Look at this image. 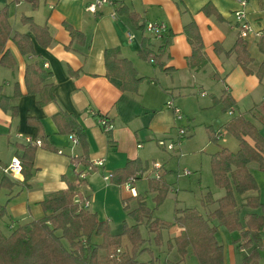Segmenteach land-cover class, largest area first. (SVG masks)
I'll return each instance as SVG.
<instances>
[{"label": "crops", "instance_id": "crops-1", "mask_svg": "<svg viewBox=\"0 0 264 264\" xmlns=\"http://www.w3.org/2000/svg\"><path fill=\"white\" fill-rule=\"evenodd\" d=\"M93 1L37 0V7L33 8L25 0H0V11L7 7L11 29L0 53V94L7 98V102L3 100L0 105V181L4 178L12 185L0 189V206L6 209L0 220V233L4 236L42 218L41 201L48 194L66 190L68 183L83 181L76 188L75 203L108 223V218L102 219V214H107L108 200L121 198L129 213L137 208L138 196L146 201V196L156 195L148 189L139 192L134 184L153 177L161 181L166 174L157 161L159 140L171 139L175 145H180L184 139L177 137L179 123L173 110L166 107L169 101L180 109L181 121H186L181 127L189 137L195 134L197 120L207 131L214 132L216 143L208 141L205 145L209 148L210 160L222 148L232 153L238 151V140L225 129L234 117L249 121L264 138V77L260 80L256 74L264 58L257 47L264 30V0H246L244 7L238 0H112L113 4H103L92 13L86 7ZM122 7L137 15V24L117 11ZM237 12L243 13L241 19L237 18ZM24 18L49 29L52 41L48 47L38 44ZM147 23L163 24L167 30L161 36H152L138 29V25ZM191 23L196 25L200 35L205 63L191 62L192 46L184 32ZM66 26L81 32L85 43L80 45L72 39ZM243 26L249 29L245 38L240 35ZM14 34H26L33 52L22 54L11 40ZM143 38L147 39L146 47L150 52L144 58L140 55ZM240 39L246 43L245 51L241 46L236 47ZM107 49H117L119 58L129 61L136 75L145 79L138 84L136 93L122 90L118 79L107 77L104 62ZM159 55L157 61L155 57ZM34 65L49 75L38 84L42 93L28 92L30 85L35 88L37 80L31 77L27 83L26 69ZM50 94L52 100L40 103ZM5 105L8 109L3 108ZM221 112L229 117L225 122L219 121ZM58 113L74 117L86 134V147L79 143L76 133L69 130L65 119H54ZM104 116L113 126L110 139L98 123ZM71 135L77 139V144L72 143ZM244 138L253 145L250 137ZM26 139H38L41 145H35L32 170L25 180L21 172L12 176L4 170L12 159L21 162L22 147L31 145ZM97 160H102V165L95 166ZM135 160L146 167V171L136 175L135 195H132L127 187L131 177L116 185L110 181V176L124 168L127 161ZM156 164L159 167H155ZM248 170L258 189L235 195L242 222L249 214H262L260 208L246 206L247 197H258L259 203L264 204V173L255 162L248 164ZM219 189L217 195L206 190L200 201L208 192L213 200L223 197L225 191ZM202 205L203 213L191 207L180 209H195L209 218L217 208L216 204ZM209 220L217 229V242L223 247V264H240L256 245L260 246L258 264H264V226L259 231L260 241L246 247L248 239L241 236V231L226 232L216 219ZM183 231L184 228L178 226L161 227V237L154 249L175 251L177 261L166 257L167 262L199 264L190 247L184 257L177 252L173 238ZM125 238H122L123 244ZM101 241V237L92 238L94 244ZM144 242L146 246L147 240ZM152 244L151 240L147 243L148 247ZM148 247L142 249L149 250ZM157 260L152 257L149 262L160 264Z\"/></svg>", "mask_w": 264, "mask_h": 264}, {"label": "trees", "instance_id": "trees-1", "mask_svg": "<svg viewBox=\"0 0 264 264\" xmlns=\"http://www.w3.org/2000/svg\"><path fill=\"white\" fill-rule=\"evenodd\" d=\"M25 1L29 2L33 8L38 5L37 0ZM117 11L125 13L131 21L137 24L138 17L135 13L128 12L123 7L118 8ZM24 22L30 24V29L42 48L50 45L52 38L46 26H37L30 18H24ZM66 27L72 39L80 45L85 43V36L81 32ZM144 28L145 25H138V29L143 31ZM184 32L192 46L191 62L198 60V62L205 63L202 54V41L196 25L194 23L187 25ZM10 34L8 11L7 7H4L0 11V53H2L3 46ZM11 40L17 45L22 54L33 52L32 42L26 34H14ZM142 42L144 45L140 55L144 58L145 54L148 55L150 52L146 47L147 39L143 38ZM237 46H241L243 51L246 50V43L241 39L237 41ZM257 47L259 52L264 55V30L261 33ZM163 50V48L160 50V55ZM6 54L3 56L4 58L7 56ZM160 55L158 58L155 57L157 61ZM104 62L107 77L118 79L121 83L120 87L124 91L136 93L138 84L145 80L136 75L129 61L119 58L117 49L105 50ZM256 74L260 80L263 79L264 58ZM48 76L37 66H28L26 69V82L29 83L31 77L37 80V82H34L35 88L32 89L33 85H30L28 92L42 93L38 84L43 83ZM150 81L153 82V80ZM52 99L53 97L50 94L47 100L42 98L40 103ZM3 100L6 101L7 98L0 94V105H2ZM3 108L8 109L6 105ZM58 117L66 120L69 130L74 131L79 143L86 147V134L75 123L74 117L66 113H58L54 116V119ZM225 129L238 140L239 149L236 153H232L222 148L211 156L210 168L215 185L224 189L225 194L223 197L213 200L208 192L202 199V204H216L217 208L208 217L216 219L229 232L241 231V236L248 239L244 245L250 247L253 243L257 244L260 241L259 231L264 226V204L259 203L258 197H247L246 206L260 208L262 214H249L247 220L242 222L239 217L240 210L235 195L240 196L248 191L258 189L256 180L248 170V164L251 162L257 163L258 170L264 173V138L255 126L239 116L230 120L225 125ZM110 131H105L108 139H110ZM207 132L209 141L216 143L214 132L211 129H208ZM244 137H250L253 145L249 144ZM22 149L23 153L20 156L21 173L26 180L32 170L33 154L36 147L35 145H27ZM144 171H146V167H142L139 161H127L124 168L111 174L110 181L113 184L121 185L128 178H135L137 174ZM82 182L80 181L77 184L68 183L66 190L48 194L40 203L44 213L42 218L17 227L9 236L0 233V264H100L98 251L105 250L108 252L112 248L114 251L117 250L121 246L123 236H126L132 245V252L130 255L122 254L120 258L113 260V264H144L136 259L137 253L141 251L138 246L143 242L139 232V225L141 224L147 226L148 232L156 233L154 237L156 243L161 237V227L178 226L184 228L180 236L173 238V243L180 256L184 257L187 248L190 247L199 264H223V247L215 238L217 229L215 226L210 225L209 218H204L197 210L176 208L173 221L164 222L157 218L154 219L152 212L146 207L144 199L136 196L138 206L128 213L134 220V224L131 226L124 225L123 232L120 235H111L107 221L98 220L96 214L88 212L81 208L78 203H75L76 188ZM4 185H8V183L3 178L0 181V189ZM149 191L156 192L155 201L159 205L165 199L168 187L154 179L149 183ZM5 214V207L0 206V220ZM93 237H101V243L94 244L92 242ZM64 243H67V247ZM169 246L171 248V243ZM259 250L260 246L256 245L240 264H258ZM165 264L173 263L166 261Z\"/></svg>", "mask_w": 264, "mask_h": 264}, {"label": "rangeland", "instance_id": "rangeland-1", "mask_svg": "<svg viewBox=\"0 0 264 264\" xmlns=\"http://www.w3.org/2000/svg\"><path fill=\"white\" fill-rule=\"evenodd\" d=\"M221 114L222 118L219 121H222L223 119L225 122V119H229L224 112H221ZM197 121L198 122L194 124L195 134L192 137H189L190 135L187 134L183 141H181V144H177L173 150L169 151L158 145L160 156L157 158V161H159L167 171L161 181L165 185L167 184L170 190L167 192L165 199L159 205H157L155 201L157 194L146 196V207L152 212L154 219L159 218L164 222H172L175 208L180 209L191 207L196 208L203 213L204 207L200 200L205 191L209 189L213 195H217L220 190L219 187L215 185L211 173L209 148H205L206 143L209 141L207 128L201 125L202 122H200V120ZM177 123L179 124L176 126L181 127L185 126L186 121H178ZM171 141V139H165V144H170ZM184 172H188L190 175L184 176L187 175ZM154 179L155 178L153 177V179H149L147 182L144 179L139 180L134 186L135 188L137 187L136 189H138L139 192L142 191V189L143 191H146L147 189L149 191V183ZM157 181L161 182L160 180ZM102 215V219H109L108 225L111 235H120L123 232L124 225L131 226L134 224V220L129 216L127 209L124 208L121 198H116L115 201L108 200L107 214ZM225 231L229 232L227 230ZM139 232L143 242L138 246V249L141 247V251L136 255L137 261L144 264H150L149 260H151L152 257L158 259L157 261H159L160 264H165L166 257L170 260L177 261L176 259L178 256L175 251L168 253V251L165 250V248L162 249V247H160V251L154 249V247H156L155 245H157L155 238L145 229L144 224L139 225ZM166 234L165 231L163 234L164 238L166 237ZM125 239V244H123L121 240V246L117 249L120 250V253H117V250L114 251L113 248L108 252L105 250H99L98 259L100 264H113V260L120 258L122 254L125 253L126 255H130L133 247L129 243L127 237ZM145 240H147L146 246L144 245ZM150 240L153 244L155 243L154 245L152 244V247H148L147 245ZM166 240L167 238L164 239V242H166ZM164 242L162 243L163 245ZM64 244L67 247V243ZM144 247H148L149 250L142 249Z\"/></svg>", "mask_w": 264, "mask_h": 264}, {"label": "built area", "instance_id": "built-area-1", "mask_svg": "<svg viewBox=\"0 0 264 264\" xmlns=\"http://www.w3.org/2000/svg\"><path fill=\"white\" fill-rule=\"evenodd\" d=\"M238 3L244 7L246 5V0H238ZM103 4H113L112 0H95L92 3H90L86 9L89 12H96V10L98 8H100ZM243 13L242 12H237L236 16L238 19L242 18ZM240 21V20H238ZM166 26L163 24H156V23H147L145 25L144 31L145 33L152 35V36H161L166 32ZM242 31H240V35L242 38H245L247 35V32L249 29L246 28V26H243V28L241 29ZM167 108H170L171 110H173L174 115H175V120L176 121H181L183 119V115L180 111V109H178L171 101L167 102L166 104ZM99 125L102 127V129L104 131H110L112 130L113 126L112 123L108 121V119L104 116L101 117L98 120ZM177 134H178V139H183L187 136V132L186 129L184 127H177ZM70 140L72 141V143L77 144L78 141L77 139L71 135L69 136ZM26 142L31 144V145H36V146H40L41 145V141L40 140H31V139H26ZM158 145L162 146L164 148H166L167 150H173L175 148V141H171L170 144H165V140H159L158 141ZM102 160H97L96 162H94L95 166H100L102 165ZM155 167H159L158 164L155 165ZM6 173L11 174L12 176H17L20 174L21 172V163L18 159H12V162L5 168L4 170ZM185 174H189L188 172H184ZM135 178L131 177L128 181H127V187L129 189V192L132 193V195H135V189L133 187ZM117 253H120V250H117Z\"/></svg>", "mask_w": 264, "mask_h": 264}]
</instances>
